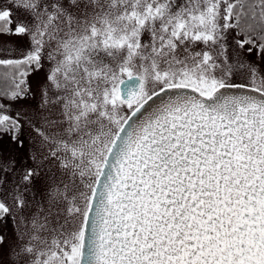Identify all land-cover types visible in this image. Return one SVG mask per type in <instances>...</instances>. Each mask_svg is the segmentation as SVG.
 Returning a JSON list of instances; mask_svg holds the SVG:
<instances>
[{
    "label": "snow or ice",
    "instance_id": "obj_1",
    "mask_svg": "<svg viewBox=\"0 0 264 264\" xmlns=\"http://www.w3.org/2000/svg\"><path fill=\"white\" fill-rule=\"evenodd\" d=\"M0 264H264V0L0 2Z\"/></svg>",
    "mask_w": 264,
    "mask_h": 264
},
{
    "label": "rangeland",
    "instance_id": "obj_2",
    "mask_svg": "<svg viewBox=\"0 0 264 264\" xmlns=\"http://www.w3.org/2000/svg\"><path fill=\"white\" fill-rule=\"evenodd\" d=\"M0 2H3V0H0ZM15 39V38H14Z\"/></svg>",
    "mask_w": 264,
    "mask_h": 264
}]
</instances>
